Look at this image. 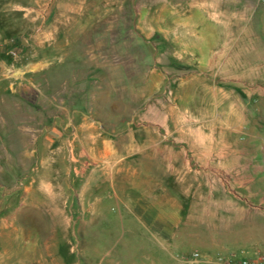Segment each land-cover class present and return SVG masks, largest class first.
Wrapping results in <instances>:
<instances>
[{"label": "rangeland", "instance_id": "374dc122", "mask_svg": "<svg viewBox=\"0 0 264 264\" xmlns=\"http://www.w3.org/2000/svg\"><path fill=\"white\" fill-rule=\"evenodd\" d=\"M13 64L20 79L0 81V186L13 194L0 220L41 240L60 222L59 264L75 262L70 248L79 264L264 257L260 0H0V68Z\"/></svg>", "mask_w": 264, "mask_h": 264}, {"label": "crops", "instance_id": "0c3cea01", "mask_svg": "<svg viewBox=\"0 0 264 264\" xmlns=\"http://www.w3.org/2000/svg\"><path fill=\"white\" fill-rule=\"evenodd\" d=\"M201 3L210 5L213 3H217V0H201ZM102 148V155L100 156L101 161H109L104 162L105 167H107L111 171L116 170V168L119 166L120 159H118L117 151H115L112 146V141L104 140ZM91 150L94 153V147H92ZM29 157L30 153L27 152L28 162ZM92 157H94V154H92ZM10 172H13V168L10 170ZM97 182L98 180H96L95 177H92L90 179L89 184L90 186H92V188H88L89 192H91L92 190L94 191L95 187L97 188ZM110 182L111 185H113L111 187H114V180L110 179ZM8 189L9 184L0 186V195H13L12 193L8 192ZM48 192L49 195L56 196L55 190L49 189ZM125 195L134 197H136L137 195L140 196L134 189H128L125 192ZM97 201L98 198L96 202L89 205V207L87 208L88 212H99L102 210V207H100V203H98ZM138 201L141 202V200ZM79 206L81 205L78 204V209ZM126 206L132 214L137 211V207H134L135 204L133 205L130 203H126ZM53 210L57 212V207H54ZM134 216L137 217L136 214H134ZM29 224L30 222L28 221L7 219L0 220V264H59L58 261L60 258V249L64 244V238L61 235H58L61 234L60 230L62 228V224L58 221H53L51 225H49L48 223L46 227L54 228V230L50 231L51 235L48 238L43 237L42 240L38 239L37 237H32V232L29 230ZM57 228H59L58 231ZM69 254L72 257L74 255L75 258V262H71L70 264H79L78 251L70 248Z\"/></svg>", "mask_w": 264, "mask_h": 264}, {"label": "built area", "instance_id": "2783aa9c", "mask_svg": "<svg viewBox=\"0 0 264 264\" xmlns=\"http://www.w3.org/2000/svg\"><path fill=\"white\" fill-rule=\"evenodd\" d=\"M260 4L264 6V0H260ZM11 58L14 60V62L18 61L19 59V53L12 49L8 53ZM18 73L14 70V64L11 65L10 68H8L7 71H3L0 68V81L8 80L12 85L16 83V80H19L20 77L17 76ZM199 255H197L198 257ZM225 264H264V257H259L257 260H252V259H240V260H230L226 261Z\"/></svg>", "mask_w": 264, "mask_h": 264}]
</instances>
